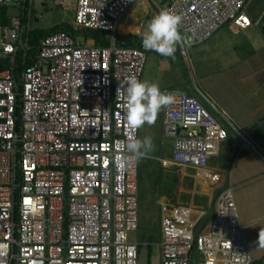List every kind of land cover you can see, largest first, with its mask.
I'll return each instance as SVG.
<instances>
[{"label": "built area", "instance_id": "built-area-1", "mask_svg": "<svg viewBox=\"0 0 264 264\" xmlns=\"http://www.w3.org/2000/svg\"><path fill=\"white\" fill-rule=\"evenodd\" d=\"M51 0H39L40 4ZM76 29L115 36L122 18L140 0H73ZM181 16L190 48L206 42L225 24L250 26L247 0H152ZM13 12L0 27V264H138V162L123 168L125 141L139 129L123 120L126 78L141 81L149 51L100 48L56 32L28 58L34 0H0ZM17 12V13H16ZM39 17V18H38ZM36 21V20H35ZM22 52L23 68L15 74ZM174 103L163 107V132L172 141L173 165L208 169L226 132L195 98L165 89ZM212 182H219L217 176ZM214 219L201 231L186 207L162 211L161 264H252L231 192L218 197Z\"/></svg>", "mask_w": 264, "mask_h": 264}, {"label": "crops", "instance_id": "crops-1", "mask_svg": "<svg viewBox=\"0 0 264 264\" xmlns=\"http://www.w3.org/2000/svg\"><path fill=\"white\" fill-rule=\"evenodd\" d=\"M152 3L159 11V5ZM41 5L38 2V6ZM137 9L135 6L127 14L132 18L128 23L138 22L139 18L132 17ZM35 12L40 14L37 9ZM244 13L250 20L248 28L239 29L229 22L206 42L190 48L184 46L196 85L205 100L191 86L179 47V54L175 53L174 58L154 52L158 56L157 62L161 61L157 66L159 69L142 75L141 81L156 82L157 72L170 73L173 68L174 80L171 83L167 80L160 90H181L195 97L226 132L218 151L209 158L208 170L195 172L173 165L162 166V161L169 162L172 158V141L165 138L163 132V108L154 122L155 133L151 134L147 126L139 128L138 138H144L145 133L151 134L153 150L138 164V172L143 171L148 180L145 183L148 190L141 198L138 188V228L130 240L139 244V253L141 248H147L148 257L151 256L149 264H161L163 207L192 210V219L198 223L195 230L198 234L205 223L214 219L218 197L225 191L234 196L252 264H264V0H247ZM35 22L30 23V29L34 28ZM143 32L141 30L138 36ZM86 44L93 45L94 42ZM208 103L220 111L240 135ZM165 174L173 184L169 182L170 186L162 190L157 186L162 184ZM214 176L219 182H212ZM143 207L148 211L147 219L141 217ZM146 224L154 227L151 229Z\"/></svg>", "mask_w": 264, "mask_h": 264}, {"label": "clouds", "instance_id": "clouds-1", "mask_svg": "<svg viewBox=\"0 0 264 264\" xmlns=\"http://www.w3.org/2000/svg\"><path fill=\"white\" fill-rule=\"evenodd\" d=\"M181 20V16L167 9L153 15L141 36L142 47L160 56L174 58L178 47L190 46L192 43L191 38L180 31ZM120 84L117 94H123L122 118L129 128L139 129L146 124H154L159 111L174 103L173 94L163 93L157 82L140 81L135 76H130ZM124 143L126 155L115 160L116 165L121 168L130 162L146 158L153 150L151 137H129Z\"/></svg>", "mask_w": 264, "mask_h": 264}, {"label": "rangeland", "instance_id": "rangeland-1", "mask_svg": "<svg viewBox=\"0 0 264 264\" xmlns=\"http://www.w3.org/2000/svg\"><path fill=\"white\" fill-rule=\"evenodd\" d=\"M39 0H34V7H33V14H35V9L41 14V17L38 19L37 23L33 19L32 21L34 27L41 28V29H48L53 30L55 28L61 27L62 25H71L73 26L75 21V3L73 0H51L49 3H43V7L38 6ZM141 3V4H140ZM140 4V5H139ZM41 5V6H42ZM135 6H138L137 11L132 13V17L134 19L139 18L137 23H128L132 18L128 17V13L122 18V20L119 23V27L116 30L115 33V39L116 36L126 37L128 35H139L140 31L145 29V26L147 22L151 19V17L155 14H157L159 11L156 10L154 4L151 0H140ZM134 6V7H135ZM133 9V8H132ZM131 9V10H132ZM160 10H162L159 7ZM130 10V11H131ZM8 11V18L9 16H12L10 10ZM17 13V12H16ZM131 16V15H130ZM144 18V19H143ZM80 43H84L82 39L77 38ZM156 54L154 52L149 51L147 56V62L143 71V75L147 72L152 73L153 69L157 71L159 69L157 66H159V61L157 62ZM157 62V63H156ZM161 62V61H160ZM170 71V70H168ZM158 74L154 77H156V82L159 84L160 89L161 86L166 85L167 80L171 83L174 80V70L172 68V71L170 73H161L157 72ZM147 126V129L150 130V133H155V123L152 125H144ZM151 134L145 133L144 137H150ZM143 138V137H142ZM138 178H139V193L141 194L140 197L144 198L147 194L146 190H148V187H145V183L148 182L147 178L145 177L143 171L138 172ZM173 184V181L168 179L165 174V179L163 180L162 184L160 183V186H157V188H162V190L166 189L170 186V183ZM142 191V192H141ZM141 217L147 219L148 217V211L144 209V207L141 209ZM153 220H151L152 222ZM155 223V222H154ZM150 226L152 229L154 226L153 224H146V226ZM149 253L147 251L146 247L141 248L139 256H138V264H149V261L151 260V256L148 257ZM199 261H201V258L198 256H194L193 263L198 264ZM156 260H154V263ZM157 264V263H156Z\"/></svg>", "mask_w": 264, "mask_h": 264}, {"label": "trees", "instance_id": "trees-1", "mask_svg": "<svg viewBox=\"0 0 264 264\" xmlns=\"http://www.w3.org/2000/svg\"><path fill=\"white\" fill-rule=\"evenodd\" d=\"M43 7V5H42ZM8 8L0 7V27H7L9 25V18H8ZM56 32H64L73 40H77L80 38L83 42L93 41L94 46L100 48H106L110 45V37L105 32H100L96 30H89V29H76L71 25H62L61 27L55 28L53 30L48 29H41L34 27L30 33L28 34V51L27 55L28 58L26 59L25 63L31 65L32 58H34L38 54L39 47L43 39L47 36L56 33ZM116 46L118 47H129V48H142L141 36L138 35H128L126 37L116 36L115 39ZM154 52V51H152ZM179 54V51L177 52ZM159 55V54H158ZM22 52L18 53L15 58V74H19L23 68L22 65ZM163 57V56H162ZM30 58V59H29ZM10 69V61L8 59L0 60V72L6 71ZM187 80V79H186ZM187 84L188 80L186 81ZM206 224V223H205ZM204 224V225H205Z\"/></svg>", "mask_w": 264, "mask_h": 264}, {"label": "water", "instance_id": "water-1", "mask_svg": "<svg viewBox=\"0 0 264 264\" xmlns=\"http://www.w3.org/2000/svg\"><path fill=\"white\" fill-rule=\"evenodd\" d=\"M157 8H158L159 11H161L159 9V7H157ZM114 37L115 36H113V38ZM179 49H180V53H181V55L183 57V60H184V63H185L186 69H187V73L189 75V79H190L191 86H192L193 90L205 100V97L202 95V93L200 92V90L198 89V87L196 85V81L194 79V76H193V73H192V70H191V67H190V64H189V59H188L185 47H179ZM208 104L212 108V110H214L231 129H233L235 132H237V134L240 135L239 131L233 126V124L226 117H224L222 115V113L220 111H217L212 104H210V103H208Z\"/></svg>", "mask_w": 264, "mask_h": 264}, {"label": "bare ground", "instance_id": "bare-ground-1", "mask_svg": "<svg viewBox=\"0 0 264 264\" xmlns=\"http://www.w3.org/2000/svg\"><path fill=\"white\" fill-rule=\"evenodd\" d=\"M85 30V29H84ZM110 37V36H109ZM115 41V37L113 38V37H110V41ZM88 45V44H87ZM94 45V44H93Z\"/></svg>", "mask_w": 264, "mask_h": 264}]
</instances>
